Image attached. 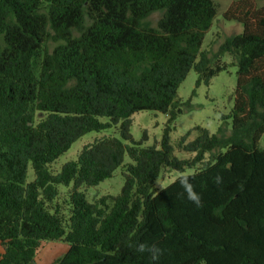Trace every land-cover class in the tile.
<instances>
[{"label":"trees","instance_id":"trees-1","mask_svg":"<svg viewBox=\"0 0 264 264\" xmlns=\"http://www.w3.org/2000/svg\"><path fill=\"white\" fill-rule=\"evenodd\" d=\"M155 12L157 28L145 23ZM216 15L213 0H0V264H34L46 242L69 246L54 264H264V0L227 6L223 18L242 31L210 58L202 47ZM231 65L230 132L195 128L194 142L189 132L178 144L192 157L178 159L170 133L181 85L193 69L199 87ZM143 111L169 116L159 146L132 138ZM111 129L119 138L51 171L82 137ZM120 167L121 192L91 203L82 188ZM165 170L181 176L159 191ZM184 176L199 207L178 195ZM70 185L66 220L55 203Z\"/></svg>","mask_w":264,"mask_h":264},{"label":"rangeland","instance_id":"rangeland-1","mask_svg":"<svg viewBox=\"0 0 264 264\" xmlns=\"http://www.w3.org/2000/svg\"><path fill=\"white\" fill-rule=\"evenodd\" d=\"M217 7V15L211 29L205 34V39L202 51L207 52L208 57L212 58L219 50L220 45L229 37L239 34L242 31V26L235 21H226L223 18V12L227 6L234 0H213ZM163 13H152L145 23L153 28H157L158 22ZM55 44H50L53 49ZM225 63H232L230 56L226 55L222 59ZM198 73L193 69L189 73L187 79L181 85L178 91V101L181 108L184 110L182 115H179L174 122V130L170 133V145L173 148V154L180 160H188L192 157L191 153L180 151L178 144L182 138L187 137L186 143L194 142L200 135L199 131L194 130L197 127L205 129L210 134H217L221 128L227 129L229 132L232 127V120L229 119L234 107L233 94L237 84V67L229 66L227 71L220 73L217 77L211 80L209 85L202 84L197 87ZM189 105V107H188ZM169 116L159 112L143 111L135 114L132 117L131 135L136 143H142L144 146H152L162 140L164 130L168 125ZM115 136L119 138L117 129H111L102 133H89L82 137L79 141L73 144L71 149L61 156L54 164L51 165V171L58 173L62 167L73 160H76L84 146L92 144L95 140L106 137ZM145 137V139H144ZM259 149H264V136L261 138ZM209 159V155L206 156ZM130 162L126 156L124 164ZM201 166L194 170H187L186 175L192 174L200 169ZM124 169L120 167L114 174L113 178L105 180L97 187H83L82 191L86 193L87 199L91 203L97 202L99 199L107 196H117L123 187ZM180 173L176 171L165 170L155 182V187L161 191L179 177ZM34 174L31 168L28 171V180L32 181ZM72 185L69 187L60 186L59 195L55 205L60 214L67 220L70 216V194ZM50 245V246H49ZM55 245V246H54ZM64 244L46 242L43 243L38 254L40 258L44 250H58ZM54 246V247H53ZM45 250V251H46ZM1 251V250H0ZM35 263V262H34Z\"/></svg>","mask_w":264,"mask_h":264},{"label":"clouds","instance_id":"clouds-1","mask_svg":"<svg viewBox=\"0 0 264 264\" xmlns=\"http://www.w3.org/2000/svg\"><path fill=\"white\" fill-rule=\"evenodd\" d=\"M215 180H216V183L218 185L220 183H222V177H220V176H217L215 178ZM180 185L184 189V191L182 193H178V195L181 196V197L186 196V198L188 200L192 201L193 203H195L199 207L200 204H201V198H200L199 194L195 192L194 186L191 184L189 177L188 176H184L180 180ZM138 250L140 252H144L145 251V246L143 244L140 245ZM149 251L152 253L151 259L156 260V259L159 258V254H160V249L159 248L153 247Z\"/></svg>","mask_w":264,"mask_h":264},{"label":"crops","instance_id":"crops-1","mask_svg":"<svg viewBox=\"0 0 264 264\" xmlns=\"http://www.w3.org/2000/svg\"><path fill=\"white\" fill-rule=\"evenodd\" d=\"M54 243H56V244L61 243L64 245L62 248L61 247L58 248V250H56V249L53 250L50 248H49V250L45 249L46 251L44 250V252L41 253L40 258H38V255H37L34 264H54L59 258L64 256L68 252L69 246L67 244H65L63 242H54ZM39 252H40V250H39ZM39 252H38V254H39Z\"/></svg>","mask_w":264,"mask_h":264}]
</instances>
